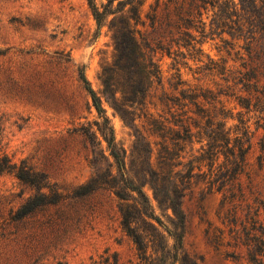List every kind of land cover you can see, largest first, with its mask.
Here are the masks:
<instances>
[{
  "label": "rangeland",
  "instance_id": "374dc122",
  "mask_svg": "<svg viewBox=\"0 0 264 264\" xmlns=\"http://www.w3.org/2000/svg\"><path fill=\"white\" fill-rule=\"evenodd\" d=\"M139 1V21L138 0H115L116 12L97 28L86 0H0V154L45 172L60 194L18 218L35 190L0 175V264H96L105 249L117 253V264H145L123 228L114 188H81L96 174L118 170L99 132L96 139L82 132L96 130L101 118L78 78L80 67L169 244L176 219L166 197L180 200L187 264H264V113L256 106L264 85V23L255 24L264 15L250 16L254 38L247 44L236 30L237 15H223L231 1L205 2L197 21H179L195 45L174 44L175 62L156 42L160 34L170 40L175 4ZM257 2L261 13L264 0ZM123 20L160 70L142 100L144 72L154 67L138 64V49L116 50L113 34ZM208 134L230 137L212 159ZM136 226L152 233L141 220Z\"/></svg>",
  "mask_w": 264,
  "mask_h": 264
},
{
  "label": "trees",
  "instance_id": "16d2710c",
  "mask_svg": "<svg viewBox=\"0 0 264 264\" xmlns=\"http://www.w3.org/2000/svg\"><path fill=\"white\" fill-rule=\"evenodd\" d=\"M86 1L91 10L92 16L96 21L97 28L102 26L104 19L109 14L116 12L112 7L115 0H106L105 3L100 4L97 3V0ZM169 1L175 4V10H177V13L175 14L176 17L170 19L167 22L169 27L167 36L170 37V40L164 42L165 35L160 34L156 42L161 50L166 51V53L169 55L174 54L173 59L175 62H177V56L179 55V52L177 53L176 49L175 51H172L174 44H176L178 48L185 44L191 46L195 45L191 43L192 40H195L192 33L182 29L183 25L179 21H197L200 8L205 2L213 4L219 2L224 3L228 0H180L181 2L179 6L177 5L179 0ZM229 1H231L233 6L223 11V15L227 17L232 14L237 15L236 30H238L237 32H240V35H244L246 39H249L247 40V44H249V41L254 38V31L252 30V27L255 26V24L259 25L264 23L261 18L257 19L255 24L252 21L249 22L250 16L254 15L257 18L262 17L264 15V11L260 13V10L258 9V0H237V2L234 0ZM123 2L124 0H117L118 5L122 4ZM127 2H130V0H127ZM185 4H187L186 7ZM141 5L142 2L138 0V21L140 19ZM237 5L240 6L239 9ZM132 7L134 8V5ZM113 38L116 50L118 52H121V50L125 51V49L128 48L133 51L134 49H138V64L143 66L145 69V63H149L154 67L153 69H146L147 71L145 70V72L143 70L144 81L141 82L139 86V92L141 93V98L139 100H142L146 96V93L153 83L154 78H156L157 81L160 80V70L158 69V66L156 62H154L152 56L146 55L139 37L137 40L135 31L129 26L128 23H126L125 20H123V24L114 32ZM179 70V68H176L177 74L181 80L180 82L183 83ZM220 70L221 73H224L225 67L221 66ZM78 78L89 93L92 105L96 110L98 117L101 118L100 122L96 121V130H93L92 127H90L85 128L82 132L93 139L97 138V132H99V134L105 140L107 149L109 151L108 154L113 159V163L118 170L117 175H114L111 170H109V173H107L106 176H100L96 174L92 176L81 188L85 189L86 192L106 185L114 188V193L121 200L120 212L122 215L123 228L133 239L136 248L145 264H175V262H178L179 264H181V262H183V264H187L186 261L188 257L183 253V229L185 214L182 210L180 200L178 198L168 197V195L166 197L167 205L172 210L174 219H176V222L174 223L176 229L174 231L168 230L169 236L173 240L172 244H169L167 237L153 222V220L158 222L159 219L156 217V215H154L153 207L147 194L140 185L134 182V180L126 171L125 159L122 156L123 149L118 147L116 144L114 130L109 123V119L102 105L101 97L92 88L89 80L86 77L83 67L78 69ZM179 90L183 96L185 88H181ZM189 96V98L193 99L196 94L194 93ZM182 98L177 97V102L179 106L183 107L184 102H182ZM256 106H258L259 112L264 113V85H262L260 95L257 97ZM262 119V127L264 129V115L262 116ZM224 124L225 123H223V126ZM206 136L207 137L204 139L207 140L206 145H208L209 149L216 150V152H211L209 155L211 159L212 157L218 156L217 154L220 152L219 148H221V150L224 152L230 142L229 135L221 134L220 137H215L208 134ZM262 146L264 147V140L262 142ZM241 149L242 147L240 146V150ZM151 172L160 176V173L154 169L151 170ZM4 173L14 175L20 182L31 186L35 190L34 194L29 196L17 210L18 218L31 213L33 210L42 205L54 203L60 198L59 192L52 187V184H50L45 172L33 170L32 167L29 166L24 160L15 162L7 153L0 154V175ZM172 191L178 196V189L176 187H174ZM137 220H141L146 223L152 233H148V235L147 233H141L136 226ZM147 236L152 237V239H147ZM149 241L152 243V251L150 253H148ZM171 251H173V254L170 256L169 254ZM99 257L100 260L96 264L118 263L117 253L113 252L110 254L108 249H105L103 253L99 254ZM93 264H95V262ZM191 264L196 263L191 261Z\"/></svg>",
  "mask_w": 264,
  "mask_h": 264
}]
</instances>
